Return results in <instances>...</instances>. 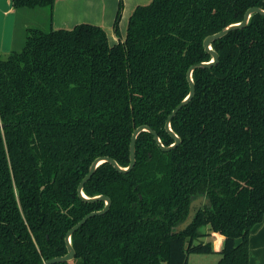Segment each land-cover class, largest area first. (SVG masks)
<instances>
[{"label":"trees","instance_id":"16d2710c","mask_svg":"<svg viewBox=\"0 0 264 264\" xmlns=\"http://www.w3.org/2000/svg\"><path fill=\"white\" fill-rule=\"evenodd\" d=\"M12 1L47 10L50 24L0 55V264H43L68 254L69 230L106 206L78 192L93 162L128 168L144 125L172 146L166 122L190 94L188 72L212 61L205 39L264 0H153L113 46L98 25L54 29L58 0ZM212 47L219 62L193 72L195 95L171 122L181 143L165 151L143 131L132 170L103 163L84 193L111 207L72 236L74 261L57 264H189L216 253L210 232L225 239L218 264H250L264 220V15ZM202 196L210 205L174 235Z\"/></svg>","mask_w":264,"mask_h":264},{"label":"crops","instance_id":"0c3cea01","mask_svg":"<svg viewBox=\"0 0 264 264\" xmlns=\"http://www.w3.org/2000/svg\"><path fill=\"white\" fill-rule=\"evenodd\" d=\"M153 0H123L124 10L120 21L119 32L115 31V21L119 10L120 0H58L54 9L53 28L71 30L75 26L83 23L94 24L101 26L108 34L110 45H116L120 41H125L127 37L128 21L135 9L140 5H147L152 3ZM46 19L49 21L48 11H44ZM40 12L38 16L42 15ZM7 15V17H6ZM17 15V10L13 6L12 0H0V17L2 20L8 21L10 16ZM6 17V18H5ZM32 23L26 22L24 24V36L16 37L12 36L11 32L6 36V44L2 42L0 44V55L10 54L16 48V42L20 43L25 41L27 30L32 28H39L37 20L31 19ZM50 24V22H49ZM26 31V32H25ZM1 33V30H0ZM15 46V48H14ZM14 48V49H13ZM5 52V54H4ZM205 241L211 242L216 253L208 255H192L189 258V264H218L219 251L224 248L223 246L215 247L213 239V233L210 232ZM224 239V238H223ZM250 264H264V220L257 225L251 233L250 237Z\"/></svg>","mask_w":264,"mask_h":264},{"label":"water","instance_id":"95a60500","mask_svg":"<svg viewBox=\"0 0 264 264\" xmlns=\"http://www.w3.org/2000/svg\"><path fill=\"white\" fill-rule=\"evenodd\" d=\"M256 13H260L262 15H264V10L260 7H252L250 8L244 17V20L239 23V24H233L228 26L227 28L223 29L222 31L215 33L213 35L208 36L205 39L204 42V46L206 48V50H208L211 55H212V61L211 62H203V63H199L196 64L194 66H192L188 72V79L190 81V85H191V91L189 96L183 101L181 102V104L179 105V107H177L168 117L167 122H166V129L167 131L170 133V135L174 138L175 140V144H173L170 147H166L159 135L157 134V132L155 130H153L152 128H150L149 126L144 125L143 127L140 126L139 128H137L134 131L133 137H132V141H131V146H130V158H131V163L129 165L128 168H123L121 167L117 161H115L114 159L110 158V157H100L98 159H96L92 166L90 167L89 173L85 176V178L83 179V181L81 182L79 188H78V192L79 195L81 196V198H83L86 201H90V202H94V201H104L106 202V206L103 210L101 211H95L92 212L88 215H86L78 224H76L71 230H69V232L67 233L66 236V243H67V248H68V254H66L65 256H60V257H56L53 258L51 260H48L46 262H44L43 264H57V263H63V262H72L74 261L75 257H76V251L74 250L73 244H72V236L81 228L85 225V223L92 217L96 216V215H105V213L110 209L111 207V199L105 195H100V196H96V197H87V195L84 193V186L87 183V181H89V179H91L93 177V175L95 174V172L97 171V169L105 162H108L110 164H112L117 170L121 171V172H128L130 170H132L135 165H136V145H137V139L138 136L141 132L143 131H147L153 134L154 139L157 141V143L159 144V146H161V148L165 151H170L171 149L178 147V145L181 143V138L173 131V128L171 127V122L173 120V118L176 116V114L178 113V111H180L195 95L196 92V87H195V82L193 79V72L198 69V68H207V67H211L216 65L219 62V55L218 53L213 49L212 44L214 42H216L217 40L225 37L230 31H232L233 29H240V28H244L245 26H247L250 21L251 18L254 14ZM210 201L208 198L202 196L200 198H198L197 200H195L191 207H190V212L189 215L187 216L188 218H186V220L181 223L179 226H177L174 231L173 234H179L181 232L186 231L194 222L197 213L199 212V210L203 207L204 204H210Z\"/></svg>","mask_w":264,"mask_h":264},{"label":"rangeland","instance_id":"374dc122","mask_svg":"<svg viewBox=\"0 0 264 264\" xmlns=\"http://www.w3.org/2000/svg\"><path fill=\"white\" fill-rule=\"evenodd\" d=\"M44 11H46L45 9H22V10H17V15H11L8 19V21L6 20H2L3 17H0V44H1V40L2 42H4L6 44L8 37L6 38V36L9 34V32H11L12 36H16V37H21L22 35L24 36V24L26 22L28 23H32L31 19L37 20V26L43 30H48L49 29V21L46 19L45 17V13ZM40 12H43L42 15H40V17L38 16V14ZM7 17V15H6ZM5 17V18H6ZM26 32V31H25ZM16 48L15 50H20L23 47V42L20 43V38H19V42H16ZM13 48V49H14ZM5 54V52H4ZM212 241H214L215 243V247L218 248L219 246H223V244L225 245V239L223 238H219V237H213ZM221 256H219L220 259ZM192 264H194L191 261Z\"/></svg>","mask_w":264,"mask_h":264},{"label":"flooded vegetation","instance_id":"af4514ba","mask_svg":"<svg viewBox=\"0 0 264 264\" xmlns=\"http://www.w3.org/2000/svg\"><path fill=\"white\" fill-rule=\"evenodd\" d=\"M174 144H175V143H174ZM204 197H205V196H204ZM208 199H209V198H208ZM209 200H210V199H209ZM193 202H194V201H193ZM193 202H192V203H193ZM210 203H211V202H210ZM191 205H192V204H191ZM209 205H210V204H204L202 208H204V207H206V206H209ZM190 207H191V206H190ZM202 208H201V209H202ZM201 209H200V210H201ZM200 210H199V211H200Z\"/></svg>","mask_w":264,"mask_h":264}]
</instances>
